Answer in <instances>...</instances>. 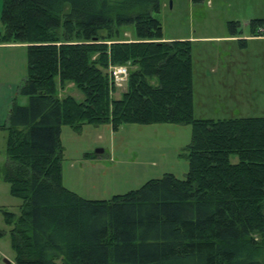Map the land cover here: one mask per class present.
Here are the masks:
<instances>
[{
    "label": "trees",
    "instance_id": "obj_1",
    "mask_svg": "<svg viewBox=\"0 0 264 264\" xmlns=\"http://www.w3.org/2000/svg\"><path fill=\"white\" fill-rule=\"evenodd\" d=\"M161 1L2 0L0 44L27 49L28 104L0 126L1 179L21 201L18 215L0 209L15 264H262L264 117L194 118L191 42L164 39ZM249 26L263 36L264 19ZM226 27L240 36L238 22ZM115 66L128 68L119 98ZM66 84L83 101L59 98ZM156 124L191 128L183 180L164 174L109 200L62 186L61 127Z\"/></svg>",
    "mask_w": 264,
    "mask_h": 264
},
{
    "label": "rangeland",
    "instance_id": "obj_2",
    "mask_svg": "<svg viewBox=\"0 0 264 264\" xmlns=\"http://www.w3.org/2000/svg\"><path fill=\"white\" fill-rule=\"evenodd\" d=\"M1 10L2 0L0 16ZM154 17L160 21L166 40L191 42L195 119L264 117V38L249 39V23L264 19V0H162ZM231 21L239 23L237 39H246L245 47H240L237 39H228L226 24ZM132 31L133 27L124 28L121 39L133 40ZM5 45L8 48L0 49L3 115L8 102L10 106L28 104V98L19 94L27 75L26 45ZM150 83L155 85V80ZM125 90L126 84L113 97L119 98ZM66 96L83 101V95L71 84L58 89L59 98ZM190 138L191 128L184 125H121L116 132L110 125H85L80 133L63 126L62 186L86 200H109L138 190L164 174L183 180L188 171L185 149ZM5 140V131H0V209L18 215L21 201L10 196L9 186L1 179ZM87 154L96 158L89 159ZM9 230L0 212V264H15ZM261 261L264 264V251Z\"/></svg>",
    "mask_w": 264,
    "mask_h": 264
},
{
    "label": "built area",
    "instance_id": "obj_3",
    "mask_svg": "<svg viewBox=\"0 0 264 264\" xmlns=\"http://www.w3.org/2000/svg\"><path fill=\"white\" fill-rule=\"evenodd\" d=\"M260 32L263 33V29H261ZM127 77L128 69L126 66H115L110 68V78L117 90L124 88V85L127 82Z\"/></svg>",
    "mask_w": 264,
    "mask_h": 264
},
{
    "label": "crops",
    "instance_id": "obj_4",
    "mask_svg": "<svg viewBox=\"0 0 264 264\" xmlns=\"http://www.w3.org/2000/svg\"><path fill=\"white\" fill-rule=\"evenodd\" d=\"M193 1H195V0H193ZM196 1H198V0H196ZM238 37H228V39L229 40H231V41H235L236 39H237ZM256 38V39H255ZM262 38H264V36H261V37H251L250 36V40H259V39H262ZM165 39V38H164ZM168 40V39H167ZM180 40V39H179ZM205 41H206V39H204ZM236 41H240V40H236ZM244 42H245V44H246V42H247V40L246 39H244ZM240 44V43H239ZM5 48H8V45H5V44H0V49H5ZM122 94V93H121ZM9 103V102H8ZM8 103H6L5 104V107H6V110H4L5 111V114L3 115V114H1V112H0V126L1 125H5V126H7L8 125V113H9V110H10V108H11V106L10 105H7ZM4 113V112H3ZM1 131V130H0Z\"/></svg>",
    "mask_w": 264,
    "mask_h": 264
},
{
    "label": "water",
    "instance_id": "obj_5",
    "mask_svg": "<svg viewBox=\"0 0 264 264\" xmlns=\"http://www.w3.org/2000/svg\"><path fill=\"white\" fill-rule=\"evenodd\" d=\"M101 153V151H99ZM7 263V262H6Z\"/></svg>",
    "mask_w": 264,
    "mask_h": 264
}]
</instances>
